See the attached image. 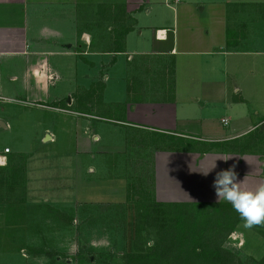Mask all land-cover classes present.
Here are the masks:
<instances>
[{
	"label": "crops",
	"instance_id": "1",
	"mask_svg": "<svg viewBox=\"0 0 264 264\" xmlns=\"http://www.w3.org/2000/svg\"><path fill=\"white\" fill-rule=\"evenodd\" d=\"M77 5L78 0H0V67L7 72L6 80L17 84L13 90L35 103L61 102L63 96H50V90L63 80L70 87L76 84L80 64L87 69L116 67L123 57L127 67L134 65V73L144 71L150 78L131 81L136 83L128 92L133 98L125 102L121 115L97 120L150 136L151 144L159 145L153 158L154 184L162 182V170L167 185H175L187 179L191 169L197 174L189 184L197 185L199 179L202 185L213 177L211 171L205 175L213 162L222 170L234 164L238 177L246 167L253 170L251 178H264V152L251 153L257 142L239 148L257 131L254 127L261 122L256 118L264 115L258 108L248 113L245 107L250 103L264 109V0H124L121 5L133 28L124 52L118 54L111 50L110 12L103 8L102 15L79 29L78 15H73ZM121 79L128 80L126 75ZM103 83L111 88L107 75ZM3 90L9 88L1 85L0 93ZM69 96L72 107L77 100ZM0 125L9 129L10 120H0ZM47 132L41 142L54 143ZM93 137L100 140L95 132ZM139 139L134 136L132 141L136 145ZM6 149L0 151V183L8 186L14 157ZM115 149L128 151L122 143ZM251 183L259 187L264 179ZM3 193L11 194L9 187L0 188Z\"/></svg>",
	"mask_w": 264,
	"mask_h": 264
},
{
	"label": "rangeland",
	"instance_id": "2",
	"mask_svg": "<svg viewBox=\"0 0 264 264\" xmlns=\"http://www.w3.org/2000/svg\"><path fill=\"white\" fill-rule=\"evenodd\" d=\"M102 1L115 6L123 4L124 0H78L73 15H78L79 29L86 28L88 19L102 12L96 5ZM78 61L82 62L83 58L78 56ZM0 71V86L9 88L0 93V120H10L9 129L0 127V151L11 150L12 167L15 169L17 165L24 175L26 172L21 186L10 190L11 194L3 193L6 198L0 194V264H124V255L133 250L131 231L135 210L127 198L129 193L136 195L145 191L154 201L166 203L223 201L218 199L212 186L215 174L222 170L214 162L213 177L202 185L199 179L195 181L197 185L189 184L196 178L193 173L197 174L191 169L187 171L188 178L176 181L175 185H167L162 170L159 177L162 182L156 180L154 184L153 158L160 150L159 145L151 144L150 136L126 133L121 126L97 120L112 114L121 115L125 102L133 98L128 92L133 91L136 83L131 81L136 77L143 81L150 78L144 71L134 73V65L127 67L123 57L116 67L107 64L106 68L87 69L85 64H80L76 84L72 82L70 87V83L63 80L50 90V96L64 98L56 103L51 100L35 103L26 99L11 88L17 84L6 80V70L0 67ZM105 75L110 79L111 88L104 86ZM124 75L128 80L122 81ZM106 90L111 92L105 96ZM70 94L77 100L72 107L68 106ZM245 107L248 113L258 108L262 110L260 114H264L260 105L249 103ZM262 118L264 115L256 118V122H261L254 127L257 131L253 129L255 132L240 142V149L245 143L255 141L256 149L251 153L264 152ZM75 121L79 123L77 127L72 124ZM46 130L54 143L41 142ZM94 132L99 135V141L94 140ZM136 134L140 139L135 145L132 138L138 136ZM160 140L162 138H158ZM121 143L127 152L119 153L115 149ZM239 173L241 188L245 190L258 188L259 184H252L251 179L255 183L264 179L260 175L251 178V168L240 169ZM10 182L8 186L1 184L0 188L5 191L12 186ZM61 214L69 215L71 221H61L58 217ZM150 244L149 239L147 245ZM224 247L235 254L241 264H256L264 255V224L247 228L242 221ZM31 248L41 249L43 253L30 254Z\"/></svg>",
	"mask_w": 264,
	"mask_h": 264
},
{
	"label": "trees",
	"instance_id": "3",
	"mask_svg": "<svg viewBox=\"0 0 264 264\" xmlns=\"http://www.w3.org/2000/svg\"><path fill=\"white\" fill-rule=\"evenodd\" d=\"M103 8L110 12L111 50L115 54L124 52L126 35L133 28L128 24L131 19L125 13V6L103 5L99 11ZM15 167L9 171L11 191L24 183L23 169ZM127 198L134 206L135 215L131 231L133 250L124 255V264H241L238 257L224 247L225 241L243 221L230 203L224 200L156 202L145 191L136 195L129 193ZM68 216L58 217L69 222ZM149 239L152 244L147 245ZM31 252L43 253V250L31 248ZM256 264H264V255Z\"/></svg>",
	"mask_w": 264,
	"mask_h": 264
},
{
	"label": "clouds",
	"instance_id": "4",
	"mask_svg": "<svg viewBox=\"0 0 264 264\" xmlns=\"http://www.w3.org/2000/svg\"><path fill=\"white\" fill-rule=\"evenodd\" d=\"M241 184L242 181L239 179L233 164L215 174L212 186L218 199L222 198L231 204L234 211L244 221L245 227L252 228L264 224V184L255 191L245 190L241 188Z\"/></svg>",
	"mask_w": 264,
	"mask_h": 264
},
{
	"label": "built area",
	"instance_id": "5",
	"mask_svg": "<svg viewBox=\"0 0 264 264\" xmlns=\"http://www.w3.org/2000/svg\"><path fill=\"white\" fill-rule=\"evenodd\" d=\"M223 122L226 124V121H223ZM8 152H9V150L6 149V150H5V153H8Z\"/></svg>",
	"mask_w": 264,
	"mask_h": 264
}]
</instances>
